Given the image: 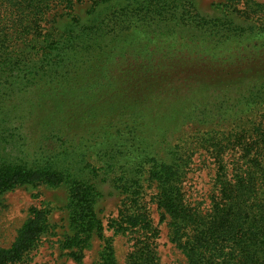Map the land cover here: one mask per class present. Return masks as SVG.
<instances>
[{
  "label": "trees",
  "instance_id": "16d2710c",
  "mask_svg": "<svg viewBox=\"0 0 264 264\" xmlns=\"http://www.w3.org/2000/svg\"><path fill=\"white\" fill-rule=\"evenodd\" d=\"M225 1L243 6L250 25L207 19L194 0H139L122 16L110 0H0V194L64 183L74 225L67 246L81 251L96 222L91 180L103 170L124 195L114 232L142 237L131 264L150 257L157 236L142 206L150 187L186 264H264V2ZM97 2L103 14L77 17L78 7ZM81 75L91 80L79 85ZM69 106L76 110L65 112ZM75 121L87 123L80 139L100 133L98 151L78 157L63 144L51 154L58 168L39 166L28 153L40 136L58 144L61 127ZM237 146L249 166L227 174L223 156ZM200 149L218 163L206 213L182 192ZM71 154L89 177L66 172ZM40 219L34 212L0 247V264H25ZM100 260L116 264L110 243Z\"/></svg>",
  "mask_w": 264,
  "mask_h": 264
},
{
  "label": "rangeland",
  "instance_id": "374dc122",
  "mask_svg": "<svg viewBox=\"0 0 264 264\" xmlns=\"http://www.w3.org/2000/svg\"><path fill=\"white\" fill-rule=\"evenodd\" d=\"M111 10L118 9L116 13L122 16L130 8L132 4L139 0H110ZM198 5L200 13L207 19L219 18L227 16L241 28H246L250 24L240 17L243 12V6L236 4L230 8H225L227 3L225 0H194ZM253 2L263 3L264 0H253ZM102 3L86 4L80 6L76 10V15L79 19L86 18L85 14L88 10L96 9V12L103 14L105 8ZM249 5V4H247ZM235 7V8H233ZM89 16V15H88ZM90 17V16H89ZM251 20V19H248ZM252 21V20H251ZM80 84H85L90 81V77L81 75L75 79ZM49 90H52L49 88ZM75 101L72 99L70 102ZM204 105V102H200ZM75 106L64 108L65 112L75 111ZM84 121L69 122L61 127L60 141L54 143V135L44 133L40 136L39 145L36 150L29 152L35 158H38L39 166H48L58 168V164L53 161L52 152L57 146L59 149L63 144L66 146H76V152L85 153L96 152L99 149L100 133L95 135L89 134L87 139H80L81 135L87 131L88 127ZM94 131H91V133ZM25 132L22 131V134ZM26 134V133H25ZM30 130L29 136H31ZM247 138V137H245ZM65 140H68L65 143ZM28 141V139H27ZM78 144V146H77ZM28 150V147H23V150ZM79 149V150H78ZM54 150V151H53ZM241 148L235 147L233 151H228L223 156L222 166L225 165L226 173L230 174L233 166L236 169H246L249 163L245 160H240ZM24 153H21V156ZM102 155L101 152H99ZM10 155L20 156L19 152L11 151ZM71 154L72 159H67L68 170L66 172L76 175L82 179L84 176L90 175L83 171L82 162ZM85 159V157H84ZM218 173V163L210 157L204 150L195 151L192 158V163L186 173L182 183V192L185 202L193 208L198 209L202 213H206L211 207L212 198L216 194L214 179ZM67 175L64 174V179ZM99 195L94 199L93 207L96 214V222L91 225L92 235L89 246L76 251L75 247L67 246V238L73 233L70 215L71 194H68L67 186L64 183L55 184L54 180L47 182L31 183L21 188L11 191H6L0 194V247H8L14 240L16 231L26 220L31 217L34 212L41 214V219L38 224L37 234L33 237L32 248L25 264H99L100 252L103 247L110 243L115 258L116 264H131L130 257L134 252V244L139 243L142 237H139L135 232L117 231V223L120 218L121 204L124 200V195L119 194L118 190L110 182L109 178L104 175L103 170L99 171L98 177L91 180ZM142 206L145 214L154 228L157 236L150 238L153 241L152 253L143 263L140 264H186L184 255L170 242V227L166 215L158 205V190L154 187L145 189ZM138 239V240H137ZM75 251L78 258L72 257V252Z\"/></svg>",
  "mask_w": 264,
  "mask_h": 264
}]
</instances>
